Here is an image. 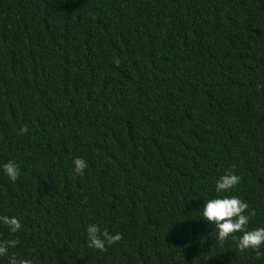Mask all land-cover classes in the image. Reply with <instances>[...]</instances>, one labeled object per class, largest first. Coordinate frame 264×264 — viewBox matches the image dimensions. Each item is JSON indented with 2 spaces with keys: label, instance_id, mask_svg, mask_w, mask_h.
<instances>
[{
  "label": "trees",
  "instance_id": "obj_1",
  "mask_svg": "<svg viewBox=\"0 0 264 264\" xmlns=\"http://www.w3.org/2000/svg\"><path fill=\"white\" fill-rule=\"evenodd\" d=\"M217 195L264 227V0H0V264H264L202 218Z\"/></svg>",
  "mask_w": 264,
  "mask_h": 264
},
{
  "label": "clouds",
  "instance_id": "obj_2",
  "mask_svg": "<svg viewBox=\"0 0 264 264\" xmlns=\"http://www.w3.org/2000/svg\"><path fill=\"white\" fill-rule=\"evenodd\" d=\"M113 63L120 64L118 58L113 59ZM19 134L28 132L27 126L18 130ZM74 172L77 175H84L88 167L87 161L79 156L73 159ZM234 168V166H233ZM2 169L10 181L15 182L20 177L19 166L14 161L5 162ZM241 177L235 174L231 169L221 175L215 183V191L217 194L227 193L240 183ZM249 205L234 195H217L216 198L207 199L202 206V218L215 226L217 230V239L223 242L232 236L236 241L237 248L243 252L246 249L256 250V255L259 258L264 253L259 249L264 245V227L247 230V225L251 217L255 216V210L248 214L246 210ZM0 223L6 225L11 233H17L22 225L19 219L15 216H0ZM243 233L236 237L235 233ZM123 239L121 233H109L106 229L101 231L99 225L90 224L87 227V242L89 248H94L100 251H106L107 246L116 244ZM19 241L17 239H8L0 241V256H7L8 249L15 247ZM9 264H32L30 259H17L15 255L9 256Z\"/></svg>",
  "mask_w": 264,
  "mask_h": 264
}]
</instances>
